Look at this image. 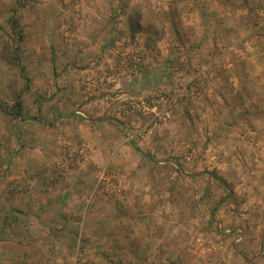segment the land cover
Instances as JSON below:
<instances>
[{"label":"rangeland","instance_id":"obj_1","mask_svg":"<svg viewBox=\"0 0 264 264\" xmlns=\"http://www.w3.org/2000/svg\"><path fill=\"white\" fill-rule=\"evenodd\" d=\"M15 1L0 0V101L23 103L19 118L0 108V264H264V0H26L16 14ZM95 19L118 41L111 61L84 67L80 93L125 112L121 156L117 169L88 167L93 185L62 213L72 197L58 190L98 147L70 139L64 76L70 39ZM174 96L164 121L129 107ZM140 128L155 151L135 176L121 164ZM223 169L231 194L214 179Z\"/></svg>","mask_w":264,"mask_h":264},{"label":"crops","instance_id":"obj_2","mask_svg":"<svg viewBox=\"0 0 264 264\" xmlns=\"http://www.w3.org/2000/svg\"><path fill=\"white\" fill-rule=\"evenodd\" d=\"M80 27L82 30V34L78 36L73 35L75 36V38L70 39V73L64 75L69 76L68 81L70 83V103L68 105L70 107V139L71 137H74V139L86 141L90 146L93 144L98 147L95 150L93 149L94 156H91L92 160H94L95 163H92L90 165L89 163H87L88 165L83 164L81 169H73V171L70 173V178L68 180L70 182L69 188L72 189V191L68 190V188L64 191L61 189L58 190L56 195L58 196L57 198L59 199V201L69 202L70 197H72V200L70 201L71 203H69L68 206L59 208L62 213H68L70 209H73V207L76 206L77 203L81 202L80 196H77L76 194L78 190L76 186L81 188H87L93 185L92 183L95 181L94 174L92 175L87 171L88 167L92 166L94 169L95 167L99 169L101 166L106 165L105 163L109 161L108 164L110 163L111 167L114 166L115 169H117L116 163L117 160L120 158L121 154H118L115 151L113 152V154L111 153V151L112 149L115 150L117 144L119 146L121 145L122 142L120 139L122 137V133L124 132V127L122 126L124 122H122V120H120L117 115H114L113 117L110 116V111L108 110L109 108H107V104L103 103V100L92 102L88 100L89 98H87L84 93H80L81 89L83 90L82 84L85 82L86 73L89 70L84 69V67H87L89 64L96 65L97 62L101 60V58H103V60L106 59L111 61V58H114V52L111 49H107L106 45H108V43H111L112 41H115V43L117 44L118 40H116L114 31L112 30V26L109 20L106 21L105 19H100L99 21V19H95L92 23L89 21H83L80 23ZM87 30H89L90 32H88ZM74 48L76 50H74ZM197 48L199 49V47ZM161 55L165 59H173V57L170 56V52H163L161 53ZM111 63H113V61L110 62V64ZM78 66L83 68H78ZM185 67L188 68V66L185 64L183 68V70L186 71ZM101 68L98 67V69ZM97 103L100 104V108L94 106ZM79 109L82 110V113L85 114V117L82 118L81 116H79ZM176 115H178L177 112ZM179 118L180 117L176 118V120H178ZM35 120V122L37 123H43V121L38 118H35ZM170 131L171 133L175 131L178 132V130L174 128V126H171ZM149 132L151 134L152 131ZM150 134H146L143 138L139 139L138 141L137 139L135 140V144L137 148H139L140 152H138L135 147L134 151L129 150L127 146H125V149L123 147L124 152L126 154L129 153V157L126 156L125 160L122 159L121 165L123 169L121 171L125 172V169H127L132 173H135L136 171V174L133 173L135 176L141 174L142 171L140 166V157L154 155L155 149L154 146H150L148 142V147L144 149L141 145L142 142L139 141L143 140L144 142V139L146 137H152V134ZM94 139L96 141H94ZM123 149H120V151H123ZM218 165L219 164H217V166ZM25 169L26 167H24L23 172L25 171ZM30 171L33 173L36 171V174L38 176L41 173H43L44 176L45 172L44 168H39V170L35 169L33 171ZM222 174L223 178H217L216 180L220 183L223 182V188L229 192V185L232 184L233 181V172L231 169H223ZM224 184H227L228 188L225 187Z\"/></svg>","mask_w":264,"mask_h":264},{"label":"built area","instance_id":"obj_3","mask_svg":"<svg viewBox=\"0 0 264 264\" xmlns=\"http://www.w3.org/2000/svg\"><path fill=\"white\" fill-rule=\"evenodd\" d=\"M261 24L263 25L264 24V20L261 22ZM134 61H135V68L137 69L138 68V65L140 64L141 62V56L140 55H136L134 57ZM204 68L202 67L201 70H203ZM201 70H199V72H202ZM176 97L174 96L173 98H171V100H168L167 99L165 100V98H161V100H165V102H163V108L162 109H159L158 106L154 105L153 103H150L149 101H144V100H141L139 103L138 102H135V101H132L129 105V107L131 108L132 112H134L136 109H138V112L139 113H142V114H154V118L159 120V121H164L166 118H169V113H170V109L173 107V103L175 102V99ZM117 109L122 112L124 108V106L122 107H117ZM169 111V112H167ZM120 119H124V115H125V112L123 111V115H122V118L120 117V114L118 113L117 114ZM145 129H138L135 131V136H137V138H143L145 135H146V131H144ZM79 157L83 160V161H86L89 159V154L87 151H85V149H82L80 152H79ZM107 175L104 171H101L100 174H99V183H98V186L97 187H101V188H104L105 186V182L107 180ZM110 179V178H109Z\"/></svg>","mask_w":264,"mask_h":264},{"label":"trees","instance_id":"obj_4","mask_svg":"<svg viewBox=\"0 0 264 264\" xmlns=\"http://www.w3.org/2000/svg\"><path fill=\"white\" fill-rule=\"evenodd\" d=\"M26 4H27V1L26 0H16L15 1V4L13 5L12 12L16 14L18 12V10H20L21 8H24L26 6ZM15 14H13L12 17L10 18L11 19L10 20L11 21L10 23H11V27H12L13 31L17 33V31H18L17 29H19V25H18L19 23H18L17 20H15ZM17 34H19V32ZM4 104L5 103H3L2 101H0V108L4 112L9 113L11 116L17 117V118H19V117L22 116V110H23L22 106H23V103L21 101L16 100L15 103H14V105L9 106V107L7 106V104L6 105H4ZM134 147H135V149L138 152H140V150H139V148H137L136 144H134ZM217 178L218 177L216 175H214V179H217ZM221 183H223V182H221ZM224 185H225V187L228 188L227 184H224ZM229 193L231 194L232 192L229 191ZM230 194H228V196Z\"/></svg>","mask_w":264,"mask_h":264}]
</instances>
